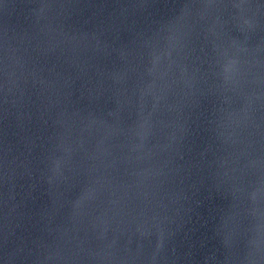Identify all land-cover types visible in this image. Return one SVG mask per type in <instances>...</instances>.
Returning a JSON list of instances; mask_svg holds the SVG:
<instances>
[{
  "label": "water",
  "instance_id": "water-1",
  "mask_svg": "<svg viewBox=\"0 0 264 264\" xmlns=\"http://www.w3.org/2000/svg\"><path fill=\"white\" fill-rule=\"evenodd\" d=\"M0 264H264V0H0Z\"/></svg>",
  "mask_w": 264,
  "mask_h": 264
}]
</instances>
